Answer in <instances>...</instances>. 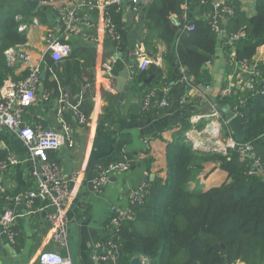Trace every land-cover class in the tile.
<instances>
[{
    "label": "trees",
    "instance_id": "obj_1",
    "mask_svg": "<svg viewBox=\"0 0 264 264\" xmlns=\"http://www.w3.org/2000/svg\"><path fill=\"white\" fill-rule=\"evenodd\" d=\"M255 1V13L252 16L246 15L237 0L232 2L230 5L232 14L228 16L224 25L225 35L229 36L243 29L245 37L235 40L230 45L226 44L223 48L231 63L241 62L244 59L251 60L257 64L260 73L264 76V62L254 58L257 50L264 45V0ZM214 2V0H151L146 3L149 5L145 11L149 32L152 31L166 43L168 54L172 55L177 71L175 80H179L181 74H184L193 85L211 84L209 64L213 61L217 44L220 42L218 34L211 29ZM181 5H184V8ZM49 8L39 3L36 9L32 10L25 0H0V89L7 79L17 80L14 71L18 63L10 62L6 51L24 44L27 41L26 26H29L34 18L44 22L45 12ZM194 9L199 10L202 17L190 20L193 30H183L182 25L185 21L183 17L189 10ZM171 11L183 16L178 24L169 19L168 15ZM106 16L120 35L115 46L122 51L126 47V32L122 22L123 8L117 9L116 6L111 5L107 9ZM22 25L26 28L20 27ZM148 40L147 33L143 41L147 50H149ZM95 54V48L91 46L72 47L67 57L55 62L48 53H45L40 69H46V77L41 78V83L43 82L48 91L58 92L56 83L59 81L64 86L66 80L63 77L67 71L71 70L73 75L79 77L83 68L90 66L94 61ZM121 64L118 59L114 63L113 71L115 72ZM181 67L185 68L183 72L180 71ZM232 69L234 64L226 65V74ZM50 73L55 74L57 80H49ZM25 75L26 73L23 74ZM150 76L153 78L146 84L148 89L145 94L154 88L159 89L152 99L151 106H153L163 96L162 88H171L172 78L170 75L165 76L159 65L151 64L146 70L137 73L133 81L144 84V80ZM89 82L92 84L90 76ZM256 85L260 87L259 82ZM182 88L181 95L190 87L183 84ZM235 91L236 88L233 87L230 95L221 97L219 94L216 101L221 116L225 119L231 116L234 108L237 109L245 131V139L240 142L251 144L252 152L258 159L262 172L258 173V168L254 166L250 155L241 159L235 149H228L230 152L227 155L200 149L202 140L185 138L183 132L196 126L201 130L204 122L191 125L183 117L175 139L167 145L165 178L155 177L151 181H146L148 188L141 204L134 207V219L125 221L121 226L117 241L120 251L117 253L116 261L108 260L104 264H129L130 259L136 255L146 258L144 264H235L237 262L264 264V183L262 181L264 94L248 92L243 87L236 93ZM52 95L50 92V96ZM187 100L184 108L188 110L189 116L198 109L192 99L187 98ZM90 101L91 90L87 89L78 104V109L86 115V118L91 111ZM116 102L117 95H110L100 119L109 121L114 118ZM225 105L229 107L228 113L223 111ZM227 130L229 131V128ZM0 140L7 145L5 149H0V160L9 153L18 157L27 156L26 148L9 129L0 130ZM127 142L126 134L115 139L112 151L119 156V159L115 160L107 156L100 158L94 162L95 174L99 166L121 161L124 156L131 158L130 153L123 152V146ZM49 153L50 151L48 156ZM198 156L200 158L196 159ZM196 160L216 163L225 171V180L205 190L190 189L187 185L189 180L193 173L202 167L195 164ZM250 170L253 172L248 173ZM4 194L0 192V204H3ZM108 237L109 234L105 239Z\"/></svg>",
    "mask_w": 264,
    "mask_h": 264
},
{
    "label": "crops",
    "instance_id": "obj_2",
    "mask_svg": "<svg viewBox=\"0 0 264 264\" xmlns=\"http://www.w3.org/2000/svg\"><path fill=\"white\" fill-rule=\"evenodd\" d=\"M75 1L56 0L54 5L74 4ZM148 1L151 0H139V4H132L127 0L124 2L122 22L126 32V47L122 51H119L115 46L116 43L96 26L94 19L97 18L98 13L81 11L78 30L70 35H65L59 27L57 10L51 8L45 12L44 22L34 18L33 23L27 27V41L22 45L11 48L10 62L15 61L18 63L14 71L17 79L23 77L29 64L38 63L41 65L46 53L43 36L49 29L54 32L59 31L61 37L69 42L71 48L91 46L95 48L96 54L91 65L83 68V72L81 71L82 74L88 77L87 80L83 79L81 73L78 77V75H73L71 70H68L63 77L66 80L64 82L65 87L59 81L56 83L58 92L48 91L42 82L40 90L52 92L53 95L49 96L48 100L43 101L41 98L42 91H40L39 99L23 113V120L29 125L40 123L43 127L57 128L56 115L61 108L63 119L69 126V133L74 143L72 146L64 145L59 149L50 151L49 158L59 165L61 173L65 177L77 169H81L85 173V179L81 184L76 185L72 182L69 184L71 196L67 210V247H61L52 241L46 220L47 209L42 200L36 199L32 207L28 208L24 203L16 204L6 199L8 196H15L33 186V178L30 174L31 162L22 160L7 170L0 171V185L3 188L1 194L5 193L3 204H0V213L6 207H13L17 214L13 222V230L16 233L15 241H10L0 231V264H39L38 256L41 251L45 250H56L64 256H69L72 264H95L93 258L95 245L97 242L104 240L108 234L107 224L110 216V205L126 203L129 190L140 182L147 181L144 179L145 176L153 175V179L155 177L164 179L166 176L167 145L175 139L182 118H186L191 125L203 121L198 119L191 121L193 114L198 113V110L204 111L206 109L205 101L199 97L195 90L186 89V94H188L190 100L192 99L196 103V109H198L196 112L188 116V110L180 102L183 84L179 80H175L177 71L174 59L172 55L168 54L166 43L159 39L156 34H153L152 31L149 32L147 26L148 19L145 17V11L149 6L146 4ZM214 1L230 6L234 0ZM237 1L247 16H252L255 13V0ZM181 6L184 8V5ZM186 15L187 21L202 17V13L197 9L189 10ZM168 17L171 22L178 24L183 16L171 11ZM87 20H89V24L86 23ZM96 28L100 32L99 34ZM147 33L149 36V50L146 49L143 43ZM91 35H97L99 41H91ZM219 40L213 61L209 64L212 81L211 88L207 91V97L214 100L220 94L225 81L226 63L230 61V59H227V54L223 48L225 38ZM18 51L28 52L30 61L26 62L19 58L16 60L17 57L15 56H17ZM148 53H150V56ZM143 54L150 57V65H159L163 69L164 75H170L172 78L170 98L165 107L153 105L146 111L141 109L143 97L148 89L145 83L146 80H144V84L135 83L133 78L141 72L138 63ZM112 55H117L122 64L117 67L115 72H103L101 70L103 63ZM254 58L264 62V45L257 50ZM125 65L128 66L132 83L127 86V90L123 91L124 88H122L120 92L115 89V79L113 77ZM89 76L92 79V84L89 82ZM48 78L49 80H57L53 73L48 74ZM11 81L14 80L9 78L5 83ZM68 88L75 104L78 100H82L87 89L91 90V101L89 103L91 104V111L85 124H79L72 114ZM65 94H67V102L65 99L63 100ZM110 95H117L116 113L114 118L105 121L100 119V116L103 113V107L108 104ZM191 129L198 128L196 126V128L185 130L190 134L189 139L202 140L200 149L210 151L209 144H211L212 136L204 133L198 134ZM123 134L128 136V142L123 146V152L131 154V158L124 156L129 161V168L126 171L115 173L104 186L102 192L96 194L92 191L90 185L92 178L95 176L94 162L105 156L118 160L119 156L112 151L113 142ZM6 147V143L0 140V149ZM195 164L202 167L193 173L187 184L192 190H198V185H204L205 187L201 190H205L210 186L220 184L226 178V173L219 169V176L222 178L214 179L206 176L207 171L213 168L217 169L211 161L200 160L198 162L196 160ZM119 251L118 248L116 257ZM136 256L140 257L142 263L145 262V257L142 255ZM235 264L243 263L237 262Z\"/></svg>",
    "mask_w": 264,
    "mask_h": 264
},
{
    "label": "built area",
    "instance_id": "obj_3",
    "mask_svg": "<svg viewBox=\"0 0 264 264\" xmlns=\"http://www.w3.org/2000/svg\"><path fill=\"white\" fill-rule=\"evenodd\" d=\"M126 0H76L74 4L54 5V0L40 1L49 3L52 10H57L58 16H61L60 26L62 32L65 35L75 33L76 24L81 21L80 12H96L97 18L102 19L105 22L107 32L114 42L120 39V35L116 32L110 19L106 16L108 7L114 5L117 9L123 8V4ZM132 4H136L139 0H127ZM232 14L230 6L222 5L221 2L215 1L213 5V12L211 13V29L219 34L221 33L225 38V44H232L235 40L245 37L243 29L227 36L225 35L224 25L228 16ZM186 17V19H185ZM184 23L182 29L186 31L193 30V24L187 21V15L184 16ZM89 24V20L86 22ZM97 35H91V41H97ZM46 53L54 61H60L64 57H67L71 52V45L61 37V34L54 33L53 31L46 35ZM9 49L6 51L8 58H11ZM24 51H18L17 56L23 61H30V56L24 54ZM14 58V57H13ZM117 55H112L102 65L101 69L104 72H112L114 63L117 61ZM151 63L149 56L143 54L140 57L138 68L144 71ZM234 64V69L229 74L225 72V81L223 82L220 95L225 97L230 95L232 88L235 87L236 91L240 88L246 89L248 92H257L264 94V76L260 73L257 64L251 60L244 59L241 62L228 61L226 65ZM184 71V67L180 68ZM40 65L38 63L29 64L26 75L16 81L5 83L0 90V130L9 129L24 145L27 150V156L24 158L18 157L15 154L9 153L4 159L0 160V171L7 170L9 167L18 164L22 160L31 162L30 174L33 178V186L27 190L18 193L15 196H8V201H13L16 204L24 203L26 207L31 208L36 199L45 202L46 220L48 228L51 232V238L54 243H57L61 247H67V210L68 203L71 196V189L69 187L70 182L73 184H81L85 179V173L81 169L74 170L69 176L65 177L61 173L59 165L51 160L48 156L49 151H54L60 147L67 145H73V139L69 133V126L63 119V111L60 108L56 115L58 127H43L38 123L35 125H29L23 120V113L30 108L38 99L41 76ZM83 79L87 80L88 77L82 74ZM179 81L185 84L189 89L195 90L198 95L206 101L208 108L204 111H199L193 114L191 121L194 119H203L205 125L201 130H194L196 133L211 135V141L209 144L210 150H224L225 147L235 149L239 157L242 159L246 155H250L253 158L254 166L258 168V173L262 170L259 167L260 163L255 158L252 152V146L249 142L236 141L232 136V132L227 130L228 138H224L225 131L228 129L227 121L238 115L236 108L231 112V116L227 119L221 116L219 105L216 100L211 97H207V91L211 88L210 85H193L189 82L188 78L181 74ZM259 82L260 87H257L256 83ZM159 89H152L149 93H146L143 97L142 110H146L151 106L152 99L157 95ZM163 96L154 103L157 107H165L169 101L170 89L163 87ZM50 93L48 91H42L41 98L43 101L49 99ZM188 94L183 93L180 97V102L185 104ZM67 102V94L63 97V100ZM189 99V98H188ZM71 105L72 114L79 124H85L87 121L86 115L78 109V104ZM67 104V103H66ZM185 138L190 137L189 132H183ZM223 135V137H222ZM222 137V138H221ZM217 138L220 140L215 141ZM228 154V153H223ZM229 158V156L227 157ZM129 161L124 158L121 161L111 162L106 166L98 167V172L91 180V189L94 193L99 194L102 192L104 186L109 182L110 178L118 172L128 170ZM250 170L248 173H252ZM148 188L146 181L140 182L135 187L131 188L128 192L126 203L111 204L109 207V221L107 224L109 237L102 241H99L95 245L94 261L95 264H104L105 261H116V251L118 247L119 232L122 224L125 221L134 219V207L141 204L143 196ZM3 191L0 185V192ZM34 210V209H32ZM16 212L13 207H6L0 213V231L1 234L7 236L12 242L15 241L16 233L13 230V222L16 217ZM39 264H72L69 256L62 255L56 250L41 251L38 256Z\"/></svg>",
    "mask_w": 264,
    "mask_h": 264
},
{
    "label": "water",
    "instance_id": "obj_4",
    "mask_svg": "<svg viewBox=\"0 0 264 264\" xmlns=\"http://www.w3.org/2000/svg\"><path fill=\"white\" fill-rule=\"evenodd\" d=\"M25 1L27 2L28 6L32 10H35L39 4V0H25ZM136 4H139V1ZM222 38H223V35L221 33H219L218 39H222ZM148 55L150 56V53H148ZM40 76L42 79L46 76V69H43L41 71ZM113 78L115 79V89L117 91H120V92H121L122 88H124L123 91L127 90L128 89L127 86L131 85V83H132V78H131V75L129 73L127 65H125L121 70H119L118 73ZM152 78H153V76L146 79L145 83L146 84L149 83ZM125 83H126V85H124ZM68 92H69V95L71 98V103H72L73 99H72V94H71V91L69 88H68ZM223 111L228 113L229 107L225 105V107H223ZM227 126L230 129V131L232 132V135L236 141H243L245 139V131L241 125V118L238 115L231 117L227 121ZM144 179L151 181L153 179V175H149L148 177L145 176ZM262 181L264 183V178ZM129 264H144V263L141 262V259L139 256H135V257L130 259Z\"/></svg>",
    "mask_w": 264,
    "mask_h": 264
},
{
    "label": "rangeland",
    "instance_id": "obj_5",
    "mask_svg": "<svg viewBox=\"0 0 264 264\" xmlns=\"http://www.w3.org/2000/svg\"><path fill=\"white\" fill-rule=\"evenodd\" d=\"M54 1H56V0H54ZM39 3L40 4H43V2H40L39 1ZM44 5H51V4H49V3H44ZM18 19V18H17ZM61 16H58V21H59V27L62 25V23H61ZM94 22H95V24H96V26H98V29H100V30H102L108 37H109V39L110 40H112L113 42H114V39L113 38H111L110 37V35L108 34V32H107V28H106V26H105V22L102 20V19H100V18H96V19H94ZM33 23V22H32ZM31 23V24H32ZM80 23V22H79ZM79 23H77L76 24V30H75V32L78 30V24ZM20 27H24V28H26V27H28V26H24V25H22V26H20ZM51 31H53L52 29H49V30H47L46 31V33L44 34V36H43V40H44V42L45 43H47L46 42V35H47V33H49V32H51ZM96 31H97V28H96ZM54 32V31H53ZM98 32V31H97ZM54 33H58L59 34V31L58 32H54ZM100 32H98V34H99ZM99 41V39H97V41L96 42H98ZM115 44V43H114ZM46 45V44H45ZM25 52V51H24ZM24 54H28L29 55V53L28 52H25ZM30 56V55H29ZM29 62V61H28ZM55 62H59V61H55ZM104 64V63H103ZM43 70V69H42ZM41 70V71H42ZM102 70V69H101ZM103 71V70H102ZM104 72V71H103ZM40 74H41V72H40ZM24 77V76H23ZM22 78V77H21ZM73 104H75V102H74V100H73V102L71 103V105H73ZM71 107V106H70ZM200 120H203V119H200ZM225 131V134H224V138H225V142H226V139L228 138V134H227V131H226V128L225 129H223V131L222 132H224ZM222 137H223V135H222ZM221 137V138H222ZM218 140H220L219 138H217L215 141H218ZM228 149H230V148H227V147H225V151L224 150H220V151H217V150H213L214 152H219V153H228V152H230ZM203 150V149H202ZM210 150V149H209ZM224 155H226V154H224ZM198 158H200L199 156L196 158V159H198ZM200 160H198V162H199ZM195 162V161H194ZM214 165H215V167L217 168V169H215V168H213L212 170H209V171H207V175L206 176H208V177H210V178H214V179H219L221 176H219V170H221V171H223V172H225L224 170H222V169H220L218 166H217V164L216 163H214ZM214 167V166H213ZM219 169V170H218ZM199 170V169H198ZM197 172V171H196ZM206 173V172H205ZM196 174V173H195ZM222 178V177H221ZM209 180V179H208ZM207 180V181H208ZM219 181V180H218ZM207 183V182H206ZM198 188H196V187H194V188H196V189H198V190H201V189H203L205 186L204 185H202V186H197ZM211 187V186H210ZM191 189V188H190Z\"/></svg>",
    "mask_w": 264,
    "mask_h": 264
},
{
    "label": "bare ground",
    "instance_id": "obj_6",
    "mask_svg": "<svg viewBox=\"0 0 264 264\" xmlns=\"http://www.w3.org/2000/svg\"><path fill=\"white\" fill-rule=\"evenodd\" d=\"M201 134H203V133H201Z\"/></svg>",
    "mask_w": 264,
    "mask_h": 264
}]
</instances>
